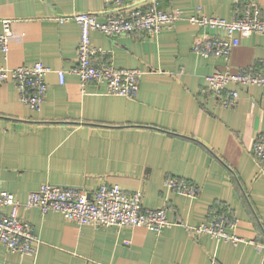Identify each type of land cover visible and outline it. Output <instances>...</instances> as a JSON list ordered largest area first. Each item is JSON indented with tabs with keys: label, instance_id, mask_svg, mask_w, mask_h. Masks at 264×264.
Returning <instances> with one entry per match:
<instances>
[{
	"label": "crops",
	"instance_id": "0c3cea01",
	"mask_svg": "<svg viewBox=\"0 0 264 264\" xmlns=\"http://www.w3.org/2000/svg\"><path fill=\"white\" fill-rule=\"evenodd\" d=\"M157 1L180 17L154 37L90 31L92 44L105 52L103 59L141 70L136 96L128 98L107 94L103 82L81 84L69 71L79 26L54 18L93 12L102 20L103 0H0V17L13 19L0 66L40 61L48 67L38 109L19 99L12 81L0 84V191L24 202L46 182L87 192L117 184L140 192L144 207L165 206L174 222L159 232L93 227L55 211L19 207L17 214L33 226L40 243L34 256L0 243V264H264V165L260 169L252 156L255 138L264 134V85L240 87L234 108L220 107L213 95L200 91L207 74L264 63V34L241 37L227 62L206 57L191 51L193 40L225 32L200 27L188 17L200 7L201 15L231 20L246 0ZM256 1L264 18V0ZM125 2L147 5L150 0ZM59 69L65 71L63 84ZM166 175L192 181L198 195L169 189L163 184ZM213 207L237 220L234 232L243 241L188 235L185 226L204 222Z\"/></svg>",
	"mask_w": 264,
	"mask_h": 264
},
{
	"label": "built area",
	"instance_id": "2783aa9c",
	"mask_svg": "<svg viewBox=\"0 0 264 264\" xmlns=\"http://www.w3.org/2000/svg\"><path fill=\"white\" fill-rule=\"evenodd\" d=\"M107 10L102 20L93 12H73L54 17L58 22L74 20L79 26V42L75 64L69 70L76 74L83 85L89 80L103 82L107 94L134 98L141 70L118 68L103 59V50L92 44L90 31L98 30L108 36L141 33L154 37L163 28H169L180 17L176 9L164 10L157 0L147 5L127 4L125 0H103ZM188 20L200 27L222 29L223 36H202L193 40L191 51L206 57L221 56L227 62L231 49L241 37L252 33L264 34V18L256 0H246L239 13L231 20L218 16L201 15L200 7ZM12 18L0 17V53L8 51V38L12 34ZM48 67L40 61L15 67L0 66V84L10 80L17 89L19 99L31 109H38L44 99L47 84L44 75ZM58 82L65 81V71L57 70ZM232 84L234 87H228ZM264 85V63L231 71H215L205 76L200 91L211 94L223 108H234L238 104L240 87ZM252 156L262 169L264 165V134H259L252 147ZM163 184L169 189L196 197L199 186L190 180L175 175H166ZM141 193L127 192L117 184H101L92 192L76 187L54 183H43L27 194L24 202L12 193L0 191V243L8 250L20 255L34 256L40 243L33 226L17 214L19 207H36L41 213L55 211L64 219L81 225L99 226H142L154 232L172 225L166 217L165 206L147 208L142 205ZM8 208V212H4ZM237 220L217 209L209 208L208 218L198 225H186L187 233L195 238L208 234L216 240L236 244L243 241L234 229ZM252 243V241H250Z\"/></svg>",
	"mask_w": 264,
	"mask_h": 264
}]
</instances>
